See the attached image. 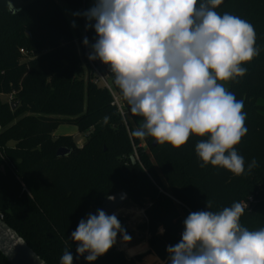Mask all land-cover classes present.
Wrapping results in <instances>:
<instances>
[{
  "label": "trees",
  "instance_id": "16d2710c",
  "mask_svg": "<svg viewBox=\"0 0 264 264\" xmlns=\"http://www.w3.org/2000/svg\"><path fill=\"white\" fill-rule=\"evenodd\" d=\"M20 1L15 7V0H0V92L14 91L18 101L12 110L0 98V217L43 260L60 264L68 248L73 264H89L86 253L78 257L71 233L90 208L119 190L143 209L145 219L138 229L146 234L149 249L127 258L112 247L91 264H136L150 253L167 264V246L179 242L183 221L191 212L207 210V201L212 202L208 210L220 211L252 195L255 203L245 210L241 224L249 230L264 227V0H223L216 8L250 22L260 49L242 65L246 75L227 86L243 100L246 113L248 132L235 146L245 158L246 171L240 176L219 166L200 167L195 145L207 137L192 135L175 149L152 137L131 135L142 118L131 114L109 66L95 60L121 98L123 114L118 110L109 90L94 81L84 51L82 35L91 45L96 33L86 30L88 21L74 13L88 10L91 0H61L75 27L60 0ZM19 48L32 55H22ZM63 124L85 132L84 142L78 145L71 135L54 136ZM60 147L69 152L58 156ZM253 158L258 167L249 173ZM0 264H9L1 253Z\"/></svg>",
  "mask_w": 264,
  "mask_h": 264
},
{
  "label": "clouds",
  "instance_id": "9594fccd",
  "mask_svg": "<svg viewBox=\"0 0 264 264\" xmlns=\"http://www.w3.org/2000/svg\"><path fill=\"white\" fill-rule=\"evenodd\" d=\"M223 0H94L84 12L95 42L87 37L88 59L109 66L132 115L142 118L131 135L152 137L175 149L190 136L207 137L195 145L201 168L219 166L245 174V158L236 147L247 134L244 102L225 87L246 75L242 65L260 54L254 26L216 8ZM14 12L19 11L14 8ZM75 27V23L72 25ZM104 123L109 117L105 116ZM256 159L247 164L250 173ZM114 199V197H109ZM246 204L233 202L220 211L188 214L181 239L166 248L167 264H264V227L241 224ZM163 232V228L160 229ZM120 234L129 241L115 213L103 210L81 219L71 238L89 264L104 255ZM65 248L60 264H73ZM164 264V262H161Z\"/></svg>",
  "mask_w": 264,
  "mask_h": 264
},
{
  "label": "water",
  "instance_id": "95a60500",
  "mask_svg": "<svg viewBox=\"0 0 264 264\" xmlns=\"http://www.w3.org/2000/svg\"><path fill=\"white\" fill-rule=\"evenodd\" d=\"M10 108L13 110L18 105L17 100L10 102ZM155 142L153 143V145ZM69 149L60 147L57 149L58 156L65 155ZM114 197V199H109ZM129 201V196L125 190L106 195L102 198L101 203L91 211L86 212V219L89 214H97L98 210H103L107 214L116 210L124 202ZM0 253L6 258L9 264H48L43 260L23 239L19 233L10 227L0 217Z\"/></svg>",
  "mask_w": 264,
  "mask_h": 264
},
{
  "label": "rangeland",
  "instance_id": "374dc122",
  "mask_svg": "<svg viewBox=\"0 0 264 264\" xmlns=\"http://www.w3.org/2000/svg\"><path fill=\"white\" fill-rule=\"evenodd\" d=\"M59 1V0H58ZM94 3V0H91L88 2V6L92 7ZM60 6L63 9L65 15L67 16V18L69 19L70 23H74V16H72V14L69 12V10L67 9L66 5L60 0ZM21 5V1L20 0H15L14 2V6H20ZM25 57H22L21 59L23 60ZM82 65H85V62L82 60ZM88 75V71H85V75H84V80H86V77ZM100 84V83H99ZM228 86V82L225 83V87L227 88ZM4 98L2 97L1 100H3ZM118 108V110L123 114V103L121 101V99L119 100L118 104H115ZM71 125L68 124H63L60 125L59 129L62 128H68ZM73 126V125H72ZM65 133V132H64ZM61 135H71V134H61ZM73 140L78 144L81 145L84 140H85V132H79L78 130L71 135ZM143 147L145 146V143H142ZM93 208H90L88 211H91ZM115 213L117 215V218L119 219V221L121 222V224L123 226H125L126 229H128L130 231V234L128 236L131 237V239L129 241H124L122 236L120 234H118L117 236V240L116 243L113 245V247H115L116 249L122 251L125 256L127 258H130L129 255L126 253V250L128 247H134V243L137 242H141L143 240L146 239V234L145 233H141L138 229V226L141 222L144 221L145 219V215L143 212V209L136 206L135 204H133L131 201H126L124 202L122 205H120L116 210H114L113 212L109 213V215ZM85 220H86V214H85ZM126 245V246H125ZM135 248V247H134ZM144 253V252H143ZM87 255V253H86ZM149 254L144 255V257L142 258V260L140 262H137L136 264L140 263V264H146V258L148 257ZM155 257V256H154ZM161 260L158 259V261H156V263L154 264H161Z\"/></svg>",
  "mask_w": 264,
  "mask_h": 264
},
{
  "label": "built area",
  "instance_id": "2783aa9c",
  "mask_svg": "<svg viewBox=\"0 0 264 264\" xmlns=\"http://www.w3.org/2000/svg\"><path fill=\"white\" fill-rule=\"evenodd\" d=\"M82 37H83V39H84V38L86 37V34L84 33V34L82 35ZM84 51H85L86 57H87V59H88V55H89V53H90V51H91L90 47L84 45ZM19 52H20L22 55H28V56H26V57H28V58L32 55V53H31V54H27L26 51L24 50V48H19ZM88 61H89V63H90L91 66H92V69H93V73H94V75L96 76V77L94 78V79H95L94 81L97 82V83H100V84L104 85V86L109 90V92L111 93V95H112V97H113V103H114V104H118V102H119V100H120L121 98H120V96H119V95L113 90V88H112V86H111V83H110V81L107 79L106 75H104V74L99 70V68L94 64V62H93L92 60H89V59H88ZM13 96H14V91H12V92H10V93H2V92H0V98L3 97V98H4L3 100H4V101H7L9 104H10V102H12V101L14 100ZM0 129H1V125H0ZM1 156H2V154H1V151H0V157H1ZM239 202L245 203V204L247 205L246 208H245V210H250V209L253 207L254 203H255V198H254V196L249 195V196H247L245 199L240 200Z\"/></svg>",
  "mask_w": 264,
  "mask_h": 264
},
{
  "label": "crops",
  "instance_id": "0c3cea01",
  "mask_svg": "<svg viewBox=\"0 0 264 264\" xmlns=\"http://www.w3.org/2000/svg\"><path fill=\"white\" fill-rule=\"evenodd\" d=\"M59 128L60 127L58 126V128L54 131V133H53L54 136L61 135V134H71L72 135V134H74L77 131V128L75 126H72V125L70 127H68V128H62V129H59ZM139 245L143 246V249L135 250L134 253L129 256L130 258L135 256V255H137V254H140V253H143V252L146 253L148 251L149 247H148V244L146 242V239L141 241V242L134 243V247H137ZM154 256H155L154 254L150 253L148 255V257L145 259L146 262L154 260ZM138 264H140V263H138Z\"/></svg>",
  "mask_w": 264,
  "mask_h": 264
},
{
  "label": "bare ground",
  "instance_id": "6f19581e",
  "mask_svg": "<svg viewBox=\"0 0 264 264\" xmlns=\"http://www.w3.org/2000/svg\"><path fill=\"white\" fill-rule=\"evenodd\" d=\"M138 249L139 250L143 249V246L139 245V246H137L135 248L134 247L133 248L132 247H128L127 250H126V253L130 256V255H132L134 253L135 250H138ZM156 261H158V258L154 257V260L148 261V262H146V264H154V263H156Z\"/></svg>",
  "mask_w": 264,
  "mask_h": 264
}]
</instances>
